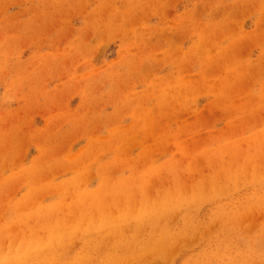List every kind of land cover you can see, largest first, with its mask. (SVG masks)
I'll use <instances>...</instances> for the list:
<instances>
[{"label": "rangeland", "instance_id": "1", "mask_svg": "<svg viewBox=\"0 0 264 264\" xmlns=\"http://www.w3.org/2000/svg\"><path fill=\"white\" fill-rule=\"evenodd\" d=\"M0 264H264V0H0Z\"/></svg>", "mask_w": 264, "mask_h": 264}]
</instances>
